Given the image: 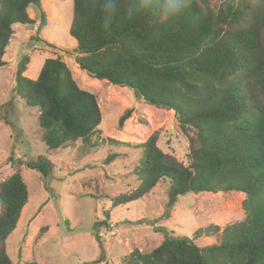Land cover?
Returning <instances> with one entry per match:
<instances>
[{"label":"trees","instance_id":"trees-1","mask_svg":"<svg viewBox=\"0 0 264 264\" xmlns=\"http://www.w3.org/2000/svg\"><path fill=\"white\" fill-rule=\"evenodd\" d=\"M138 2L115 0L109 11L106 0H72L68 34L76 42L74 62L89 78L131 90L136 101L172 112L186 137L187 165L162 152L158 134H151L139 146L142 155L133 171L137 188L112 199L111 207L167 184V218L185 194L238 193L244 197V219L223 229L196 230L193 239L164 233L151 252L133 250L122 264H264V0H224L219 6L211 0H182V10L174 15L165 14L159 0L148 9H139ZM29 9L39 12L38 21L29 17ZM46 24L41 0H0V68L6 66L3 57L17 27L36 26L39 33ZM25 66L15 75L14 95L36 109L47 152L77 141L90 150L100 148L96 99L77 87L61 58L46 59L35 80L22 76ZM131 113L120 116L118 128ZM114 159L108 156L105 164ZM6 162L14 173L0 183V264H13L5 243L28 192L15 166L21 162L12 157ZM25 166L43 178L50 172L42 158ZM108 213L92 228L99 247L100 230L109 228ZM212 237L216 242L210 246L194 244Z\"/></svg>","mask_w":264,"mask_h":264},{"label":"rangeland","instance_id":"rangeland-1","mask_svg":"<svg viewBox=\"0 0 264 264\" xmlns=\"http://www.w3.org/2000/svg\"><path fill=\"white\" fill-rule=\"evenodd\" d=\"M224 0H211L219 6ZM47 24L39 33L36 26L17 27L0 68V183L14 171L12 159L20 170L28 201L22 209L13 233L7 238L6 253L13 264L33 260L37 264H122L133 250L149 253L163 240L193 239L196 230L241 222L243 195L238 193H189L180 196L167 213V184H158L148 195L127 205L111 207V200L129 194L138 186L133 171L142 155L139 147L158 134V148L187 165V141L172 112H166L134 99L131 90L96 81L80 71L74 62L76 42L68 34L72 18V0H41ZM38 21L39 12L28 11ZM37 36L35 43L28 37ZM13 39V38H12ZM43 45L39 46L38 43ZM52 45L56 50L47 48ZM60 51L65 53H60ZM22 76L35 80L42 63L57 57L65 63L77 87L92 94L101 113L99 130L103 143L96 151L77 141L48 153L41 141L37 111L14 95V78L23 58ZM131 116L121 128L118 119L126 111ZM188 134L191 133L188 131ZM105 139L115 140L110 145ZM115 159L105 164V159ZM44 159L50 165L46 178L26 168V162ZM109 212V228L101 229V247L92 237L95 223ZM212 238H200V248L215 244Z\"/></svg>","mask_w":264,"mask_h":264},{"label":"clouds","instance_id":"clouds-1","mask_svg":"<svg viewBox=\"0 0 264 264\" xmlns=\"http://www.w3.org/2000/svg\"><path fill=\"white\" fill-rule=\"evenodd\" d=\"M154 6V0H139L137 7L139 9H148ZM116 7L115 0H106L105 8L109 11ZM159 7L167 15H174L183 8L182 0H159ZM131 11V9H130Z\"/></svg>","mask_w":264,"mask_h":264},{"label":"water","instance_id":"water-1","mask_svg":"<svg viewBox=\"0 0 264 264\" xmlns=\"http://www.w3.org/2000/svg\"><path fill=\"white\" fill-rule=\"evenodd\" d=\"M38 45L41 46V45H43V43L42 42H39ZM27 61H28V58H27V56H25L23 58L22 62L20 63V65H19V67L17 69V72H19V71L22 70V68L24 67V63L27 62Z\"/></svg>","mask_w":264,"mask_h":264},{"label":"crops","instance_id":"crops-1","mask_svg":"<svg viewBox=\"0 0 264 264\" xmlns=\"http://www.w3.org/2000/svg\"><path fill=\"white\" fill-rule=\"evenodd\" d=\"M30 10V9H29ZM28 10V11H29ZM29 15V14H28ZM29 17H30V15H29ZM27 39H29V37L27 38ZM11 40H15V41H19L17 38H16V35L14 34V36H13V39H11ZM11 42V41H10ZM43 64V63H42ZM42 67V66H41ZM41 69V68H40ZM39 74V73H38ZM37 78V77H36Z\"/></svg>","mask_w":264,"mask_h":264}]
</instances>
